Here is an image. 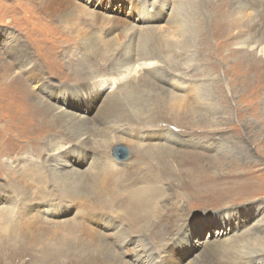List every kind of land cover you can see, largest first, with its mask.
<instances>
[{"label":"rangeland","instance_id":"obj_1","mask_svg":"<svg viewBox=\"0 0 264 264\" xmlns=\"http://www.w3.org/2000/svg\"><path fill=\"white\" fill-rule=\"evenodd\" d=\"M68 1L0 0V264H264V0L185 5L162 50L173 0ZM142 46L159 76L105 92Z\"/></svg>","mask_w":264,"mask_h":264},{"label":"bare ground","instance_id":"obj_2","mask_svg":"<svg viewBox=\"0 0 264 264\" xmlns=\"http://www.w3.org/2000/svg\"><path fill=\"white\" fill-rule=\"evenodd\" d=\"M174 2L172 3V6H171V9H172V11H171V20H172V22H171V24L173 25V26H176L175 27V29H172V30H169L168 31V33L166 34L165 32V34H162V35H159L158 37H154L155 38V40H154V42H156V47L159 49V50H162L163 48H166V44L167 43H171L172 44V41H180L181 39H184L185 37V31H184V33L182 32V30H181V27H179V26H182L181 25V23L185 20L182 16V13H183V11H182V9H183V6H185V5H194L195 7L194 8H196V11L200 14V15H204V11H203V8H205L206 9V7L207 6H209V5H215V4H213L212 3V0H173ZM263 0H251L250 1V3L252 4V5H254V4H257V3H259V2H262ZM40 2L43 4V6H46V4H48L49 6V8H50V6L52 7V6H58V5H60V3L61 2H63V3H69V6H70V2L68 1V0H40ZM75 2V1H74ZM220 5H226L225 4V2L224 1H222V0H220ZM72 5V4H71ZM242 5V4H241ZM65 6H66V4H65ZM83 6V5H82ZM212 7V6H211ZM225 7V6H224ZM223 7V8H224ZM74 8V7H73ZM85 8V7H84ZM213 8V7H212ZM243 8L244 7H240L239 8V10L237 11L238 13L236 14V16L234 15V18L236 19V21L237 22H235V23H237V26H240V23H241V20H242V18L240 17V16H242V10H243ZM246 8V7H245ZM52 9V8H51ZM54 9V8H53ZM57 9V8H56ZM59 9V8H58ZM72 10V9H71ZM86 11V10H85ZM216 11H219L218 13H221L220 12V10H219V8L218 7H216ZM57 12V11H56ZM70 12V11H69ZM227 12V11H226ZM93 13V12H92ZM95 13V12H94ZM195 14V13H194ZM97 15V14H96ZM95 15V16H96ZM92 16H93V14H92ZM94 16V17H95ZM230 16V15H229ZM71 17V16H70ZM99 17V16H98ZM64 18V17H63ZM66 18V17H65ZM104 18V17H103ZM245 18V17H244ZM76 19V18H75ZM96 19V18H95ZM230 19V18H229ZM188 20V19H187ZM194 20V19H193ZM233 20V19H232ZM71 21H73V20H71ZM75 21V20H74ZM73 21V22H74ZM196 21H197V19H196ZM195 21V22H196ZM125 23H126V21H124ZM68 24V23H67ZM194 24V23H193ZM190 25V24H189ZM194 25H196V24H194ZM251 25V24H250ZM250 25H248V26H250ZM256 25H258V24H256V22L255 23H253V25L252 26H256ZM184 26V25H183ZM74 27V26H73ZM77 27V26H76ZM124 27H127V26H124ZM132 27H133V25H132ZM135 27H133V29H134ZM160 29H161V27H159ZM67 29H69V28H67ZM78 29V28H77ZM144 29V28H143ZM169 29H171V28H169ZM129 30V29H128ZM136 30V29H135ZM134 30V31H135ZM164 30V29H163ZM144 31H146V30H144ZM150 31H152V30H150ZM251 31V30H250ZM188 32V31H187ZM134 33V32H133ZM127 35V34H126ZM152 35H153V32L152 33H150L149 31L148 32H145L144 34H141L140 36H141V39H142V42L143 43H145V45H146V43L151 39L150 37H152ZM117 37V36H116ZM119 39V38H118ZM140 39V40H141ZM160 39H162V41H163V44H160L159 43V41H160ZM106 40V39H105ZM169 40H170V42H169ZM107 42H109V41H107ZM113 42V41H112ZM120 43V42H119ZM128 43V42H127ZM109 44H111V43H109ZM114 44V43H113ZM116 46V45H115ZM149 46V45H148ZM105 47H107L106 45H105ZM119 47V46H118ZM106 49V48H105ZM122 50V49H121ZM109 51V50H108ZM264 51V48L261 50V52H263ZM130 52V51H129ZM126 53V52H125ZM124 53V54H125ZM129 55V54H128ZM132 56V55H131ZM155 54L153 53V51H151V50H149V49H147V47H145V46H142V47H140L139 48V50H138V57L137 58H135V57H133V58H135L134 60H132V61H127L126 63H117L116 64V75H117V79H114V81L113 80H111V81H113V82H111L110 81V83H105V81H104V83H103V85L106 87H104V88H102L103 90H105V92L109 89V88H111L112 87V89H114V88H116V82L118 83H124L125 82V80L127 79V81H128V78H132V77H141L143 74H145V76L146 75H149V76H151V77H155V75H157L156 73H158V72H161V70H160V63L159 62H156L155 61ZM26 67V66H25ZM31 67V66H30ZM157 76H159V75H157ZM144 77V76H143ZM18 78V77H17ZM156 78V77H155ZM42 79V78H41ZM141 82V81H140ZM120 84H118V85H120ZM113 85V86H112ZM124 85V84H123ZM141 86H143V84H141ZM118 87L119 86H117V89H118ZM112 89H110V90H112ZM116 89V90H117ZM113 92V91H112ZM109 92H107V94H108ZM131 94V93H130ZM103 95V94H102ZM119 97V96H118ZM113 101V100H112ZM111 102V101H110ZM113 103V102H112ZM39 104V103H38ZM107 104V103H106ZM112 105V104H111ZM110 106V105H109ZM121 106V105H120ZM129 106V105H128ZM63 107V106H62ZM126 107V106H125ZM108 108V107H107ZM116 108H118V107H116ZM124 108V107H123ZM37 109V108H36ZM55 110V109H54ZM115 111H116V109H115ZM65 112V111H64ZM109 115H110V113H109ZM125 115V114H124ZM79 116V115H78ZM80 116H82V115H80ZM111 116V115H110ZM103 117V116H102ZM107 117V116H106ZM109 117V116H108ZM84 118V117H83ZM124 118V117H123ZM117 119V118H116ZM87 120V119H86ZM78 121V120H77ZM121 121H123V120H121ZM100 122H101V120H100ZM103 122V121H102ZM78 123V122H77ZM127 124V123H126ZM105 125H107V124H105ZM86 126V125H85ZM84 126V127H85ZM116 126V125H115ZM111 127V126H110ZM120 127V126H119ZM119 127H117L116 126V130H118V131H121L120 129H119ZM70 128V127H69ZM55 129V128H54ZM88 129V128H87ZM97 129V128H96ZM79 132V131H78ZM87 132V131H86ZM82 136V135H81ZM85 137V136H84ZM76 139V138H75ZM81 140V139H80ZM117 140V139H116ZM119 141V140H118ZM124 141V140H123ZM144 142V141H143ZM50 143V142H49ZM80 144V143H79ZM79 144H77V145H79ZM118 144H119V142H118ZM55 145V144H54ZM98 145V144H97ZM101 145H103V144H101ZM163 146H167V145H163ZM113 147V146H112ZM95 149H97V148H95ZM102 150V149H101ZM109 150V149H108ZM151 150L152 151H139L138 152V155H139V160H145L148 156H150V157H152V158H155V157H159V158H166V156H169V155H172L173 154V152L172 151H166L165 152V150H160V149H158V148H156V147H153V148H151ZM105 154V153H104ZM101 157V156H100ZM61 158V157H60ZM116 160V159H115ZM118 161V160H117ZM60 162V161H59ZM68 162V161H67ZM113 162V161H112ZM98 164V163H97ZM56 165H58V164H56ZM63 165V164H62ZM61 165V166H62ZM126 165V164H125ZM60 166V167H61ZM67 166V165H66ZM165 166H167V165H165ZM57 167V166H56ZM68 169H72L73 168V165L72 164H68ZM55 168V167H54ZM53 168V170H56V168L54 169ZM76 169H77V167H75ZM65 170H67V169H65ZM73 170V169H72ZM116 170H118V169H116ZM164 170V169H163ZM126 171V170H125ZM75 172V171H74ZM79 172V171H78ZM85 172V171H84ZM164 172L165 173H169L170 174V171H169V169L167 168L166 170H164ZM60 175V174H59ZM64 175V174H63ZM55 177V176H54ZM93 177V176H92ZM97 177V176H96ZM113 182V181H112ZM111 182V183H112ZM18 185V184H17ZM114 185V184H113ZM91 186V185H90ZM96 187V186H95ZM115 187H117V186H115ZM93 188V187H92ZM114 188V187H113ZM19 189V188H18ZM97 189V188H96ZM106 189V188H105ZM58 190V189H57ZM17 192V191H16ZM58 192V191H57ZM87 192V191H86ZM59 194V193H58ZM133 195H131V205H132V207H133V209H135L136 210V208H138L139 207V209H138V212H137V215L140 217V218H143L144 217V214L146 213V212H150L149 211V208H150V203H149V200H150V196H148L149 194H151V192H149V188L148 187H146V188H144V189H142V191L141 190H134L133 191V193H132ZM85 195V194H84ZM35 196V195H34ZM63 196V195H62ZM105 196V195H104ZM68 201V200H67ZM51 202V201H50ZM49 202V203H50ZM15 204V203H14ZM30 205V204H29ZM3 209V208H2ZM129 209V208H128ZM151 213V212H150ZM82 214V213H81ZM168 215V214H167ZM35 216V215H34ZM164 216V215H163ZM170 216V215H169ZM135 217V216H134ZM76 218V217H75ZM21 219V218H20ZM135 219V218H134ZM66 220V219H65ZM75 220V219H74ZM138 220V219H137ZM78 221V220H77ZM61 226V225H60ZM71 227H73V226H71ZM60 228V227H59ZM65 228V227H64ZM70 228V227H69ZM74 229V228H73ZM55 230V229H54ZM61 231V230H60ZM55 232V231H54ZM110 236V235H109ZM123 236V235H122ZM114 237V236H113ZM68 239V238H67ZM117 241V240H116ZM119 241V240H118ZM117 241V242H118ZM125 241V240H124ZM123 242V241H122ZM114 244V243H113ZM121 247H123V246H121ZM127 247V246H126ZM229 247V246H228ZM115 248V247H114ZM249 249V248H248ZM116 250V249H115ZM130 250L131 249H129L128 251H125L124 252V254H126V256H128V253L130 252ZM121 251H122V249H121ZM108 252V251H107ZM131 252H135V251H131ZM130 252V254H129V256H131V259H130V263L131 264H140V259H139V256H140V254H138V253H131ZM110 255V254H109ZM108 255V256H109ZM112 255V254H111ZM142 256V255H141ZM59 257V256H58ZM61 259V258H60ZM55 261V260H54ZM60 262V261H59ZM138 262V263H137ZM61 263V262H60ZM59 263V264H60ZM150 263L151 264H154V262H153V260H151L150 261ZM38 264V263H37ZM149 264V263H148Z\"/></svg>","mask_w":264,"mask_h":264},{"label":"water","instance_id":"obj_3","mask_svg":"<svg viewBox=\"0 0 264 264\" xmlns=\"http://www.w3.org/2000/svg\"><path fill=\"white\" fill-rule=\"evenodd\" d=\"M114 158L120 162H126L130 159L131 153L128 147L120 145L113 151Z\"/></svg>","mask_w":264,"mask_h":264}]
</instances>
